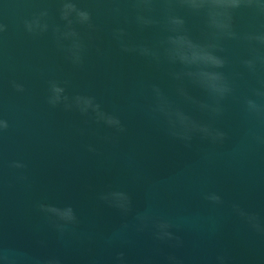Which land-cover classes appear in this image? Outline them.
Masks as SVG:
<instances>
[{"label":"water","instance_id":"1","mask_svg":"<svg viewBox=\"0 0 264 264\" xmlns=\"http://www.w3.org/2000/svg\"><path fill=\"white\" fill-rule=\"evenodd\" d=\"M259 37L264 0H0V264H264Z\"/></svg>","mask_w":264,"mask_h":264},{"label":"clouds","instance_id":"2","mask_svg":"<svg viewBox=\"0 0 264 264\" xmlns=\"http://www.w3.org/2000/svg\"><path fill=\"white\" fill-rule=\"evenodd\" d=\"M143 3L149 5L150 0H143ZM234 6H238V4ZM82 15L87 18V13H82ZM175 22L179 24L183 23L182 20H176ZM259 39L264 42V37H259ZM167 44L170 46L165 49V52L169 61L172 63L179 62L184 66L182 72L176 73L177 78L187 76L201 87L216 88V82L222 79V74L213 69L222 68L224 61L214 55L212 51L215 47L214 45L196 43L186 34H177L168 37ZM142 51L145 54L147 53V49H143ZM157 92H159L158 89ZM87 103L94 108L98 121L102 120L108 125L120 123L117 117L103 112L100 105L95 103L94 98L87 97ZM5 128H7V124H5ZM214 199L217 202H221V197L219 196L214 197ZM252 219H255V217H252ZM122 257L123 254H121ZM49 264H59V262L49 261Z\"/></svg>","mask_w":264,"mask_h":264}]
</instances>
